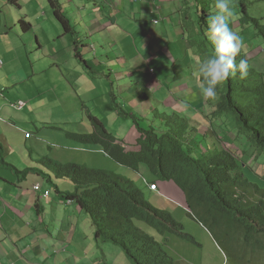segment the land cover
<instances>
[{"label": "crops", "instance_id": "1", "mask_svg": "<svg viewBox=\"0 0 264 264\" xmlns=\"http://www.w3.org/2000/svg\"><path fill=\"white\" fill-rule=\"evenodd\" d=\"M17 1L23 4L19 10L31 11L36 18L46 17L47 6L44 0H0V3L12 14L9 4ZM81 1L77 3V0H66L72 12L69 14L65 13L58 0L65 16L69 21L73 19L74 25L70 21L71 33L59 35L56 28L52 27L42 33V40L39 33L33 31L32 43L36 44L37 51L34 60L46 64L43 77L52 78L51 66L64 55L70 56L73 63L69 67L57 65V68L76 97L79 87L87 96L86 101L91 109L82 104V108L85 107L82 114L87 112L97 117L113 137L124 140L128 148H134L138 136L135 120L141 124H138L140 128H152L155 131L163 129L166 123L172 129H176V125L181 126V130L188 136L193 135L194 139H198L199 135L187 133L189 127L191 131L201 134L210 130L211 135L208 133L205 143L199 140V148L203 149L207 144L212 146L220 143L222 146L229 137L228 126L225 132L222 129L225 123L211 116L213 110L200 95V73L191 70L188 76L184 69L188 64L199 66L201 62L183 64L185 56L181 54L182 43L188 50L191 49V44L183 38L185 33L182 23L184 20L196 23L197 7L194 1ZM75 27L80 31L77 32ZM59 43L61 51L58 52ZM47 44L53 47L48 48V51L56 48L57 52L39 53ZM80 47L93 53L85 55ZM256 53L252 51L253 57L250 54V58H254ZM142 63L149 73L144 83L139 82L134 73ZM152 65L158 67V74L156 69L149 68ZM2 67L3 63L0 72ZM150 70L154 71L152 75ZM149 99L153 104L148 103ZM144 103H148V108L140 111L138 106ZM128 120L131 126H128ZM158 120L161 121L159 125ZM212 130L216 131L215 134ZM233 140L235 138L230 136V141ZM8 161L12 162L10 159ZM11 166L17 170L16 163ZM14 174L18 181L16 185L11 183L10 177L0 168V264H111L105 257L113 252H107L104 249L107 244L97 239L96 251L70 254L72 243L78 242V247L88 244L82 235L73 234L80 225H90L88 218L80 214L74 203L65 202L63 197L43 188L34 178L28 182L29 179L25 177L23 180L27 183L21 185L19 171ZM36 185L40 186L38 192L33 190ZM46 191H49V197L44 199L41 194ZM37 205L39 211L42 208L40 214L37 213ZM121 257L119 252L116 264Z\"/></svg>", "mask_w": 264, "mask_h": 264}, {"label": "trees", "instance_id": "2", "mask_svg": "<svg viewBox=\"0 0 264 264\" xmlns=\"http://www.w3.org/2000/svg\"><path fill=\"white\" fill-rule=\"evenodd\" d=\"M193 1L196 7L200 6L202 20L211 17L208 0ZM235 1L245 17V25L253 30L252 37L264 45L261 19L250 18L247 0ZM46 2L63 33H71L70 21L58 0ZM18 23L23 33L31 30V25L23 19ZM199 32L200 37L201 34L204 37L203 43L207 42L209 46L206 60L215 55V46L208 31ZM248 54L241 48L236 56L237 64L241 59L247 61V75L242 76L236 71L218 85L215 99L203 98L213 110V118L225 124L232 123L233 129L228 128L227 134L241 140L240 155L256 160L264 154V73L251 67ZM85 115L90 133L65 132L67 139L79 145L98 147L116 165L135 172L139 180L144 179L147 184L156 183L158 187L160 181L172 184L183 195L186 207L196 219L195 212L198 211L201 217H205L201 218L202 221L217 225L228 213L238 225L236 233H243L245 249L254 251L255 243L262 242L259 235L264 234V189L246 177L245 170L250 167L230 148L219 144L208 148L207 144L203 147L206 150L202 151L198 150V146L195 158L191 155L193 135L183 138V142L174 129L168 128L167 123L163 129L155 131L140 128L135 120L138 136L134 148L130 149L124 140L114 138L97 117L87 112ZM223 117L228 119L221 120ZM212 132L215 134L216 131ZM185 133L183 129L180 132ZM194 133L198 134L197 131ZM207 135L208 132L201 135L203 142H206ZM46 161V168L52 171L55 178L69 179L74 185L71 194H60L57 189L55 192L66 201H73L80 214L88 218L97 240L113 244L132 264H174L166 251L165 233L181 236L186 242L198 246L193 237L182 232V225L175 222L170 214L148 204L145 193L152 192L141 181L139 187L128 178L103 169ZM46 179L51 183L50 176ZM235 191L239 193L235 199L243 202L245 208L235 202ZM36 209L37 213L42 212L38 205ZM252 234L257 235L256 242H251Z\"/></svg>", "mask_w": 264, "mask_h": 264}, {"label": "rangeland", "instance_id": "3", "mask_svg": "<svg viewBox=\"0 0 264 264\" xmlns=\"http://www.w3.org/2000/svg\"><path fill=\"white\" fill-rule=\"evenodd\" d=\"M72 1L75 2L76 0ZM60 2L65 13L71 14L72 12L68 9L69 6L66 0H60ZM81 2V0H77V3ZM15 3L9 4L12 14L0 3V62L1 64L3 63L0 72V168L2 172H5L6 176L10 177L11 183L16 185L18 181L14 172L18 173L19 171L18 175L21 177V181H19L21 185L24 183L23 179L25 177L29 179L28 182L34 178L35 182L45 189H50L54 195H58L55 192L56 189L60 194H71L74 192V185L69 179L55 178L52 171L46 168V160H50L53 163L84 165L90 169H103L126 177L140 187L142 185L140 183L141 180H139L135 172L116 165L98 147L79 145L65 137V132L90 133L91 128L88 120L85 114H82L85 111V107L82 108V104L87 106L89 110L91 105L87 103V96L83 94L81 87H79L77 97L70 91L69 86L63 80L57 68V65L69 67L73 63V60L69 58L70 56L64 55L59 62L51 66L52 78L43 77L46 64L34 60V54L37 51L35 48L36 44L32 43L34 38L33 31L39 33L42 40V33L48 32L52 27L56 28L59 35L63 33L61 26L53 17L46 0H44V4L47 6V13L44 19L32 16L31 11L19 10L20 5L23 6V4L18 1ZM246 3L250 18L261 19V23L264 24V1L247 0ZM230 7L234 11L230 22L231 30L238 35L242 41V49L249 53L248 55L252 51L257 52V55L250 60V65L264 73V45L258 39L252 37L253 30L248 25H245V17L240 13V8L235 0H230ZM208 8L210 16L215 14V0H208ZM199 9L200 6L197 5L196 23L188 22V20H184L182 23V30L185 33L183 38L191 44L190 50L183 43L181 44V54L185 56L183 64L202 62L209 54V46L207 42L203 43L204 37L202 34L200 41L199 30L207 31L210 18L207 16L202 20V12L201 10L199 12ZM20 19L31 25L29 32L23 33L21 31L18 23ZM70 21L73 23L72 18ZM75 21L78 23V19L75 18ZM70 25L72 26V24ZM75 29L77 32L80 31L77 27ZM77 35L81 36V34ZM44 48L39 53L54 54L57 52L56 48L48 51V48H53L48 44ZM80 50H83L85 55L93 53L83 47H80ZM59 51H61V43H59ZM149 68L156 69L158 74V67L152 65ZM184 69L188 76H190L191 70H195L196 74L199 73L198 66L194 64H188ZM134 73H136L139 82L144 83L147 81V74L149 73L143 63L137 66ZM150 74L152 75V73ZM151 99L148 101L149 104H153ZM18 101L26 103V107L21 111H17L11 105ZM148 103L140 104L138 109L141 111L143 108H148ZM98 106L101 109V106ZM222 119L228 118L223 117ZM81 121L83 122L81 123ZM141 123L147 125L144 121H141ZM160 123L161 121L158 120V125ZM127 124L128 126L132 125L130 120H128ZM138 124L141 125L140 123ZM226 126L230 130L233 129L232 123L227 122L222 127L225 132L227 130ZM175 127L174 131L183 142V138L188 139L190 135L180 134L181 126L176 125ZM186 131L187 133L196 134L191 131L190 127ZM208 133L211 134V131L209 130ZM25 134H28L31 138L25 139ZM198 135V139H193V151H191V155L195 158L197 157L195 152L199 146L202 134L199 132ZM236 139L231 142L229 135L222 145L230 148L232 152H235L240 157L241 161L250 167L245 170L246 177L252 183H256L264 189V154L256 160H250L245 155L241 156V140L237 139L236 141ZM207 147L209 148L210 146ZM204 150L206 148L202 149V151ZM8 159L12 160V162H9ZM13 162L16 163L17 170L12 169L11 165H14ZM49 176L51 177V183H48L46 179ZM26 183L24 184L26 185ZM159 183L161 185L160 191L157 193L146 192V201L152 207L170 214L175 222L182 225V232L193 237L198 244V246H195L183 240L181 236L165 233L167 239L164 238V240L168 245L166 251L175 261L174 264H264L263 233L259 235L262 242L255 243L257 245L253 248L254 251L251 248L245 249L243 233L240 232V235L236 233L238 225L228 213L222 217L217 225H214L211 221H202L201 218L205 219V217H201L198 211L195 212L198 216L196 219L186 207L183 195L172 184L161 181ZM238 197L239 193L235 191V202L241 208H245L243 202L235 199ZM69 220L66 219V221ZM28 233L29 231H27ZM77 233L82 235V239L87 240L88 244L78 247V242L72 243L69 250L70 254L79 255L80 251H84V254H86L88 251L97 250L93 227L80 225L78 231L73 234L77 235ZM151 234L154 233L151 232ZM256 237V234H252L251 242H256ZM106 244L104 249L109 253H113L105 258L107 261H111V264H116L121 251L111 243ZM65 251L66 248H64ZM121 254L122 257L118 264H132L122 252Z\"/></svg>", "mask_w": 264, "mask_h": 264}, {"label": "clouds", "instance_id": "4", "mask_svg": "<svg viewBox=\"0 0 264 264\" xmlns=\"http://www.w3.org/2000/svg\"><path fill=\"white\" fill-rule=\"evenodd\" d=\"M215 8L216 12L210 17L207 28L209 38L215 46V55L203 60L198 66L202 77L199 91L200 95L206 99H215L218 85L236 71H239L242 76L247 75L248 67L244 59H241L238 64L236 62V56L242 48V41L230 28L231 18L234 15L230 0H215ZM143 180L141 179L142 183ZM47 192L49 195V191ZM64 201L68 203L70 200L64 199Z\"/></svg>", "mask_w": 264, "mask_h": 264}, {"label": "built area", "instance_id": "5", "mask_svg": "<svg viewBox=\"0 0 264 264\" xmlns=\"http://www.w3.org/2000/svg\"><path fill=\"white\" fill-rule=\"evenodd\" d=\"M153 23L156 24V21H154ZM1 65H2V64H1V62H0V66H1ZM150 72H152V71L150 70ZM12 107H13L14 109H16L17 111H20V110H23V109H24V107H25V103L22 102V101H18V102H16L15 104H13ZM24 136H25V138H28V134H25ZM143 183H144L146 186H148V189H149L150 191H152V192H158V191H159L158 186H157L156 183H155V184H150V185H148V184L145 182V180H143ZM33 190H34L35 192H38V191L40 190L39 185L34 186V187H33ZM42 197H43V198H47V197H48V192H47V191L44 192L43 195H42ZM70 202H71V201H69L68 203H70Z\"/></svg>", "mask_w": 264, "mask_h": 264}]
</instances>
